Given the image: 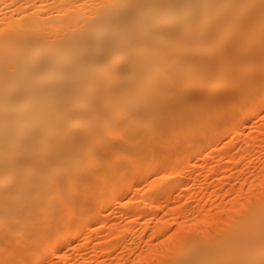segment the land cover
<instances>
[{
  "label": "bare ground",
  "instance_id": "bare-ground-1",
  "mask_svg": "<svg viewBox=\"0 0 264 264\" xmlns=\"http://www.w3.org/2000/svg\"><path fill=\"white\" fill-rule=\"evenodd\" d=\"M254 156L264 0H0V264H264Z\"/></svg>",
  "mask_w": 264,
  "mask_h": 264
},
{
  "label": "rangeland",
  "instance_id": "rangeland-1",
  "mask_svg": "<svg viewBox=\"0 0 264 264\" xmlns=\"http://www.w3.org/2000/svg\"><path fill=\"white\" fill-rule=\"evenodd\" d=\"M254 160L256 161L257 164H260V165L264 164V156H258V157L254 156ZM196 188H197V186L195 187L194 190H196ZM196 192L198 193L199 191H196ZM111 214L112 215L115 214L114 217H118L120 220H123V217H122V215L118 209L113 208ZM143 242H144L143 239L138 238L137 241L135 243H133V245L143 244ZM126 251H127V249H126Z\"/></svg>",
  "mask_w": 264,
  "mask_h": 264
}]
</instances>
